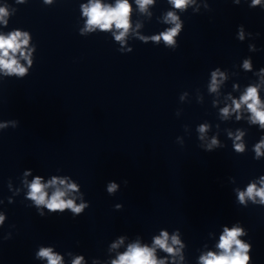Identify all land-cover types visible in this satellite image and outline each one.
Wrapping results in <instances>:
<instances>
[{"label":"clouds","instance_id":"clouds-1","mask_svg":"<svg viewBox=\"0 0 264 264\" xmlns=\"http://www.w3.org/2000/svg\"><path fill=\"white\" fill-rule=\"evenodd\" d=\"M22 3L23 0H18ZM46 2H51V0H46ZM235 5H240L241 0H231ZM153 0H136V4L139 5L140 9L143 11L147 5L152 4ZM169 3L173 5L174 8L184 9L186 6L193 4L194 0H169ZM249 8H259L264 9V0H251L248 4ZM208 7V5H205ZM82 13L86 20L85 29L81 30V34L85 31H92L94 28H98L101 31H110L113 28L118 30V33H113L116 41H120L122 44L124 38L128 33L130 28L129 14L131 11V5L129 0H116L115 5H106L101 2V0H89L87 5H81ZM193 12H197V8H193ZM8 15L6 7H0V22L7 24L4 19ZM166 20L170 22L173 27L161 32L159 35H153L149 37H142L144 43L149 40L155 41L157 44L163 40L166 46H169L171 50H175L179 47V43L174 37H179L184 29L183 22L179 21V16L174 12H168ZM249 37H254L253 33L248 32ZM259 35L258 33L256 34ZM245 38V28L243 25H238L236 39L240 42L244 41ZM28 33L21 32L19 30L8 33L7 35L0 34V72L5 75L15 74L18 77H23L27 74L28 68L32 66V61L30 59L31 52H25V47L28 45ZM250 46V50H251ZM132 49H129L131 52ZM258 51V49H257ZM19 53L21 57L28 62V67L22 66L16 58V54ZM243 67L246 70H251L252 64L249 59H245L243 62ZM259 74L264 75V67L259 69ZM218 77L220 79H218ZM224 73L220 71L219 67L211 73V84L209 90L216 92L219 84L224 79ZM258 85H250L245 89V92L240 96V98L232 99V104L225 106L220 110L221 115L227 118L232 112H239L242 106H246L248 112L251 114L250 121L253 124H259L260 128L264 130V102L261 101L258 94ZM237 120L240 116L237 115ZM9 125L15 129L19 125L18 120H8L0 122V129L6 130ZM208 125L202 124L199 126L198 131L201 134L200 139L207 132ZM229 137L232 136L230 132ZM243 132H237L235 140L233 142L234 151L237 153H242L245 150L244 144L236 143L235 141H240ZM220 142L213 137L211 143L207 145L203 150L206 152H212L214 149L221 148ZM264 136L261 137L259 143L255 145L256 156L254 159L259 160L264 152ZM23 181L28 192L26 198L31 200L33 203L27 205L28 207H34L37 214L40 217H45V215H63L65 212H70L73 218L84 214V212L90 207V202L84 199V193L81 191V185L75 181L69 175H51L45 178L42 175L33 174L32 169H26L23 171ZM31 176L32 180L29 183L27 177ZM127 185L128 181H123ZM259 185L257 187L256 183H249L244 191L238 189H233L237 193V202L239 205L247 206L245 198L252 200L256 203V197H259V203L264 204V175L259 178ZM51 189V193H49ZM120 190V184L116 181H108L106 184V192L109 196H114ZM73 193H79L80 202L76 203V197L71 195ZM11 203V200H9ZM116 210H121L123 208L122 204H116ZM6 213H0V225L4 224ZM179 229L174 230V234L169 237V234L165 230H161L159 236H156L152 240V246L148 244L141 245L139 241L131 243L127 246L126 251L119 253L115 259L111 261V264H166L167 258L158 259L156 256L157 248L161 249L163 252L170 255H174L178 249L173 246L179 245L181 242L179 240ZM247 235L246 229L242 226L240 221L233 223L232 227L229 228L225 226L219 237V242L216 244L219 252L209 251L203 254L199 258V264H247L250 257L248 255L249 248L252 247L250 242L245 243L239 237ZM11 235H6V239H10ZM170 241V243H169ZM124 242V237L121 236L119 240L112 244L113 249L118 248ZM183 245H181L182 247ZM54 245L52 246H41L39 250L35 253V259H43L47 261V264H64L63 256L58 252L53 251ZM71 255V253H69ZM182 259V257H181ZM71 264H87L85 256L82 254L76 255Z\"/></svg>","mask_w":264,"mask_h":264}]
</instances>
